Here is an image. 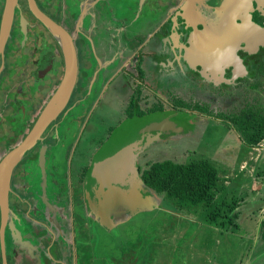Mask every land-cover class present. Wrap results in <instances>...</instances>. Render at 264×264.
I'll list each match as a JSON object with an SVG mask.
<instances>
[{
	"label": "flooded vegetation",
	"instance_id": "1",
	"mask_svg": "<svg viewBox=\"0 0 264 264\" xmlns=\"http://www.w3.org/2000/svg\"><path fill=\"white\" fill-rule=\"evenodd\" d=\"M34 1L68 34L78 73L62 114L7 173V196L0 204V264H89L95 234L134 211L119 193L110 199L97 195L108 186L95 172L98 155L121 130L127 138L139 135L135 152L142 179L151 163L144 168L140 159L152 145L200 129L188 125L185 109L232 129L222 116L250 107L264 110V47L250 53L242 44L237 53L242 65L231 64L222 73L187 61L191 41L217 39L227 0ZM262 1L252 0L250 12L264 28ZM4 9L0 0V166L27 142L66 69L63 45L30 0H18L2 44ZM232 14L243 25L244 13L236 8ZM175 92L180 97L172 101ZM250 94H259L255 104L250 103L255 99L246 101L232 115L211 114L210 107L232 108ZM163 117L173 119V129L148 130L152 122H161L151 119ZM136 177L130 174L135 182Z\"/></svg>",
	"mask_w": 264,
	"mask_h": 264
},
{
	"label": "rangeland",
	"instance_id": "2",
	"mask_svg": "<svg viewBox=\"0 0 264 264\" xmlns=\"http://www.w3.org/2000/svg\"><path fill=\"white\" fill-rule=\"evenodd\" d=\"M258 95L250 94L232 108L210 107L211 114L232 115L246 101L255 99L250 101L255 104ZM178 96L175 92L172 101ZM184 111L188 125L200 129L157 142L140 162L146 168L168 160H207L219 171L210 200L195 206L180 203L143 184L147 203L114 220L112 229L95 234L89 264H264V142L258 148L245 147L226 123Z\"/></svg>",
	"mask_w": 264,
	"mask_h": 264
},
{
	"label": "water",
	"instance_id": "3",
	"mask_svg": "<svg viewBox=\"0 0 264 264\" xmlns=\"http://www.w3.org/2000/svg\"><path fill=\"white\" fill-rule=\"evenodd\" d=\"M261 3L264 6V0ZM30 4L38 18L52 31L63 45L66 57V69L55 95L42 111L27 142L15 152L9 164L5 163L0 166V204L3 203V200H6L7 196V182L9 180L7 173L10 174L11 167L16 159L25 153L35 139L41 138L49 124L54 122L62 114L68 105L77 80V55L68 34L43 13L39 12L34 0H30ZM17 6L18 0H5L3 31L1 35L2 44L7 41L10 35L14 12ZM252 6V0H227L221 23L216 29L214 28L217 39L212 42L191 41L190 46L185 49V57L191 66L200 63L207 69H213L214 71L217 69L218 72L222 73L224 68H227L231 64L235 68L242 65V61L237 54L242 44H246L245 50L250 53H255L260 47H264V28L256 25L252 21L250 12L253 10ZM236 8H239L244 13V16L241 17L244 22L243 25H237L235 23L236 19L232 13ZM214 29L209 34L210 36L214 32ZM151 120H161L160 123L156 121L148 126V130L152 132L166 128H174L171 117ZM138 137L139 135H132L131 138H127L123 136L121 130L116 135V139L98 155L95 172H101L103 182L108 183V186H105L103 190L97 192L99 197L104 196L106 199H110L116 193L127 195L136 190L138 197H143L144 195L141 204L137 205L142 207L147 203L145 194L141 191L144 183L138 171V166L136 165L138 156L135 148L140 142ZM132 173L137 176L136 182L135 178H130V174Z\"/></svg>",
	"mask_w": 264,
	"mask_h": 264
},
{
	"label": "trees",
	"instance_id": "4",
	"mask_svg": "<svg viewBox=\"0 0 264 264\" xmlns=\"http://www.w3.org/2000/svg\"><path fill=\"white\" fill-rule=\"evenodd\" d=\"M228 119L236 130L240 140L250 148H258L264 142V110L250 107ZM218 169L207 160L192 161L190 163H178L162 161L151 164L142 172V181L147 188L158 194H166L170 199H176L180 203L199 205L210 200L212 188L218 181ZM121 199L138 209L143 197H138L136 190L127 195H121ZM106 204L108 201H105ZM143 204V203H142ZM261 242L264 245V219L260 223Z\"/></svg>",
	"mask_w": 264,
	"mask_h": 264
},
{
	"label": "crops",
	"instance_id": "5",
	"mask_svg": "<svg viewBox=\"0 0 264 264\" xmlns=\"http://www.w3.org/2000/svg\"><path fill=\"white\" fill-rule=\"evenodd\" d=\"M263 219H264V218H263ZM263 219H262V220H263ZM262 220H261V221H262ZM260 223H261V222H260Z\"/></svg>",
	"mask_w": 264,
	"mask_h": 264
}]
</instances>
